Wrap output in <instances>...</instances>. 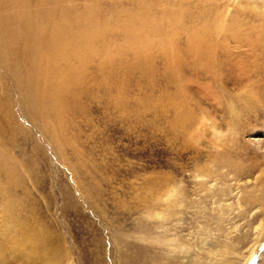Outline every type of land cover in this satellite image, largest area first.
Masks as SVG:
<instances>
[{
	"label": "rangeland",
	"instance_id": "obj_1",
	"mask_svg": "<svg viewBox=\"0 0 264 264\" xmlns=\"http://www.w3.org/2000/svg\"><path fill=\"white\" fill-rule=\"evenodd\" d=\"M50 1L0 18V264H264V0Z\"/></svg>",
	"mask_w": 264,
	"mask_h": 264
},
{
	"label": "bare ground",
	"instance_id": "obj_2",
	"mask_svg": "<svg viewBox=\"0 0 264 264\" xmlns=\"http://www.w3.org/2000/svg\"><path fill=\"white\" fill-rule=\"evenodd\" d=\"M36 1H37V3H38L39 6H42L47 11V13L48 12L50 13L52 11L51 7H53L54 6V3H55V2L52 3L50 0H36ZM30 2H31V0H0V18H3V20L5 22L9 23V21L12 18H14V20H16L17 17H18L19 22H20L21 19H22V17L24 16L27 19H30L32 21H35L33 23V25H34L33 28H35L38 31V33L41 34L44 29H43V26L41 25V23H39V19L43 18V16L40 15V14H31L30 13ZM14 34L18 35V32H15ZM56 41L58 42V38L57 37H52L51 38V42H48L47 51H44V54H43V58L45 57L49 61H52L53 60V63L52 64H55L54 62H56L58 60V58L56 57V55L58 54V49H56ZM39 46H40V42L38 40L32 41L31 47L37 48ZM31 47H30L29 44H27L25 46V48H23V49H25L26 53H29V52H31ZM48 50H50V51H48ZM67 51H68V49L65 50V52H67ZM76 54H78V56H79V53L78 52H76ZM27 62L28 63H26L25 66H23V68L24 67H28V64L33 63V62H35L36 64H38L37 61L35 60V58L28 59ZM62 74H63L62 70L56 69V72H55V75L56 76H61ZM32 76H33V74L31 75V77ZM33 77H34L33 81L36 80V82L40 83V85H41V84H43V82L48 81L49 78L51 77V75H50V72L49 71H46L45 72L43 70V72L41 73V75H36V76H33ZM36 82H34V83H36ZM45 85H47V84H45ZM59 89L62 90L63 88L62 89L59 88ZM40 90H41L40 91V94H42L44 96L43 86L41 87ZM53 97H54V95H53ZM0 230L2 231V228ZM31 235H33V234H31ZM2 236H4V235H1L0 234V238H2ZM3 239H5L6 242H9V243H12L13 245H16L17 248L20 249L21 252H23L24 247H23V244H22V240H20L18 238L15 240L12 236H10V233L8 235L4 236L1 240H3ZM211 254H214L215 257H216V260L214 261L213 264H231V262L229 261V258L230 257L228 258V256H229L228 255V251L225 252L222 249H219V250L216 249Z\"/></svg>",
	"mask_w": 264,
	"mask_h": 264
}]
</instances>
